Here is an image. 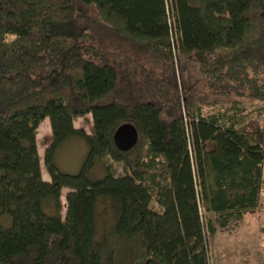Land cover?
<instances>
[{
  "label": "trees",
  "instance_id": "obj_1",
  "mask_svg": "<svg viewBox=\"0 0 264 264\" xmlns=\"http://www.w3.org/2000/svg\"><path fill=\"white\" fill-rule=\"evenodd\" d=\"M80 3L153 61L121 98L117 68L88 56ZM86 114L89 132L74 125ZM123 121L138 133L126 150ZM72 138L87 147L74 172L56 161ZM263 184L264 0H0V264H215L212 237Z\"/></svg>",
  "mask_w": 264,
  "mask_h": 264
},
{
  "label": "rangeland",
  "instance_id": "obj_2",
  "mask_svg": "<svg viewBox=\"0 0 264 264\" xmlns=\"http://www.w3.org/2000/svg\"><path fill=\"white\" fill-rule=\"evenodd\" d=\"M80 5L86 10L87 15L85 19H82V22L88 23L94 33L93 43L95 46L88 56L96 61L110 62L117 68V79L112 94L121 98L123 92L130 86L129 83L135 76L139 75L133 65L136 62L151 61V59L132 44L129 39L104 26L103 22L98 19V12L93 4L80 3ZM82 22L80 21V23ZM174 62L179 82L183 83V81L188 82L195 79L197 71L192 60L179 59L178 56L174 55ZM198 83L200 81L196 78L195 88L203 86V84ZM221 101L223 104L225 103L224 99ZM250 103L246 111L259 104L256 101ZM260 119L262 118L258 117L254 122L257 120L259 122ZM74 125L82 126L89 132L91 115L86 114V116L77 117L74 120ZM50 136L49 119L48 116H44L40 120L36 132V145L44 178H48V173L42 163V155ZM2 141L5 142V140ZM86 148V144L82 140L72 138L66 141L56 155L59 167L70 172L77 171L86 155ZM65 191L66 188L63 187L61 194L63 203H65ZM211 247L212 260L215 264H264V186L260 192L258 206L248 211L243 221L238 223L235 228L226 227L218 230L211 239Z\"/></svg>",
  "mask_w": 264,
  "mask_h": 264
},
{
  "label": "water",
  "instance_id": "obj_3",
  "mask_svg": "<svg viewBox=\"0 0 264 264\" xmlns=\"http://www.w3.org/2000/svg\"><path fill=\"white\" fill-rule=\"evenodd\" d=\"M137 136V129L130 121L119 123L112 132L113 142L121 150L132 147L137 140Z\"/></svg>",
  "mask_w": 264,
  "mask_h": 264
}]
</instances>
